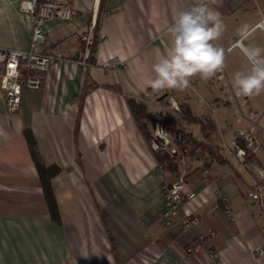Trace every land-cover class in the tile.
Here are the masks:
<instances>
[{"label":"crops","instance_id":"obj_1","mask_svg":"<svg viewBox=\"0 0 264 264\" xmlns=\"http://www.w3.org/2000/svg\"><path fill=\"white\" fill-rule=\"evenodd\" d=\"M18 2L0 0V49H29L30 17L18 10ZM196 2L70 0V21L44 25L38 51L59 50L66 61L46 72L39 90L23 91L14 113L6 112L0 90V264H212V255L217 264H264V216L249 198L250 166L239 165L221 145L238 130L255 126L261 148L254 162L264 169V93L228 100L215 76H196L195 84L182 91L147 86L157 56L171 46L169 27ZM206 2L225 26L213 43L225 49L222 72L236 93L233 74L248 67L238 30L264 19V0ZM91 19L96 37L92 64L85 67L79 63V37ZM243 43L264 48V30L257 28ZM113 59L121 65L103 67ZM168 96L179 108L186 105L195 118L209 120L217 150L206 158L191 155L178 167L183 191L194 194L182 210L199 219L186 233L175 223L164 224L160 187L173 178L157 169L130 108L132 102L141 104L149 118L162 114L202 141L198 125L165 109ZM242 101L246 113L237 123L235 110ZM26 133L41 164L57 169L50 180L55 218ZM255 248L263 254L254 255Z\"/></svg>","mask_w":264,"mask_h":264},{"label":"built area","instance_id":"obj_2","mask_svg":"<svg viewBox=\"0 0 264 264\" xmlns=\"http://www.w3.org/2000/svg\"><path fill=\"white\" fill-rule=\"evenodd\" d=\"M18 10L30 17L31 34L29 49L27 51L0 49V90L3 93L4 106L7 113H14L20 105L21 94L25 90L37 91L41 86L42 79L46 72L56 64L65 62L66 59L59 50L48 52L38 51V47L44 42V25L52 20L63 22L70 21L74 12L70 0H19ZM262 19L258 25L264 30ZM96 37V23L91 19L85 31L79 37L81 56L79 63L85 67L91 66L93 48ZM121 62L116 59L110 60L103 65L106 69H116ZM217 81L222 82L224 93L228 100H234L240 95L228 88L222 71L215 75ZM196 77L191 79L190 86L196 82ZM246 103L242 101L237 105L235 114L236 122L239 123L246 113ZM165 109L173 113H180L176 100L168 96ZM253 114L249 113L252 119ZM168 118L162 114L152 116L151 122V149L154 154L162 158L156 160V167L163 177L171 176L170 183L163 182L160 187L162 197L163 213L162 219L166 226L174 223L179 226L181 233L192 231L199 222L198 217L183 212L185 202L194 198V194L185 193L184 176L179 173L178 167L184 165L189 156L191 140L173 130ZM255 126L248 130L240 129L228 143L221 142L223 148H229L234 160L239 165H249L252 175V185L249 191V198L264 216V169L254 162V156L259 152L261 145L255 131ZM264 137V133H262ZM170 166L173 167L170 170ZM225 214L229 220L232 215L227 209ZM199 242L201 236H197ZM254 255H262L263 250L255 248ZM212 264L215 263V255L211 256Z\"/></svg>","mask_w":264,"mask_h":264},{"label":"clouds","instance_id":"obj_3","mask_svg":"<svg viewBox=\"0 0 264 264\" xmlns=\"http://www.w3.org/2000/svg\"><path fill=\"white\" fill-rule=\"evenodd\" d=\"M213 2L219 3V0ZM224 27L219 13L208 7L206 0H197L180 11L168 29L171 46L157 56L152 66L154 77L147 81V86L154 91H182L190 86L193 77L208 79L222 71L225 49L213 42L221 37ZM259 27L243 24L238 30L240 50L248 67L233 74L232 87L237 95L264 93V48L243 43Z\"/></svg>","mask_w":264,"mask_h":264},{"label":"trees","instance_id":"obj_4","mask_svg":"<svg viewBox=\"0 0 264 264\" xmlns=\"http://www.w3.org/2000/svg\"><path fill=\"white\" fill-rule=\"evenodd\" d=\"M130 108L132 110L133 115L136 118V121L143 132L144 136L148 138V133L145 125V121H148L149 114L147 113L145 107L141 104L137 103H131ZM180 119L188 124H196L199 127V131L202 137V141L198 140L196 138H193L188 133L184 132L180 128H177L179 132L183 135H187L191 140L192 147L190 148L189 156H198L201 158V156L209 157L212 155L213 151L214 153L217 152L215 148V140L213 142L212 138V132H213V126L209 122V120H202L195 118L189 108L186 105H180ZM26 139L28 142L29 151L32 157V160L34 162L35 168L37 170L39 179H40V185L43 192L44 199L46 201L50 216L52 218H55L57 216V210H56V203L54 200V196L51 190L50 186V180L51 178L57 173V169L54 167L45 168L38 157L34 142L32 141L29 134H25ZM156 160H161L162 158L158 157V155L154 154ZM173 167L170 166V170H172Z\"/></svg>","mask_w":264,"mask_h":264},{"label":"rangeland","instance_id":"obj_5","mask_svg":"<svg viewBox=\"0 0 264 264\" xmlns=\"http://www.w3.org/2000/svg\"><path fill=\"white\" fill-rule=\"evenodd\" d=\"M171 93H172V92H171ZM176 102H177V101H176ZM155 115H156V114H155ZM149 121H150V122H149V128H150V127H151L150 124H151V122H152V117L149 118ZM145 122H146V121H145ZM145 124H147V122H146ZM185 127H186V128H189L187 125H185ZM145 130H147V129H145ZM173 130H174L175 132H179L178 129L175 128V127H173ZM194 130L196 131V128H194ZM180 133H181V132H180ZM183 136H184L185 139H186V137H188V134H187V135H186V134H185V135L183 134ZM147 142H148L150 145H152L151 134H150V135L148 134ZM188 157H190V156H188ZM187 159H188V158H187Z\"/></svg>","mask_w":264,"mask_h":264}]
</instances>
